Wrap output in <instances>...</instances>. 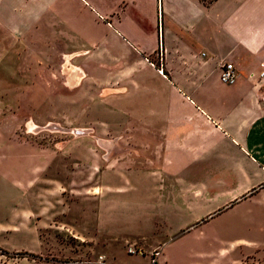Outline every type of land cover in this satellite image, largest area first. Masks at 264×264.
Masks as SVG:
<instances>
[{"label":"crops","instance_id":"0c3cea01","mask_svg":"<svg viewBox=\"0 0 264 264\" xmlns=\"http://www.w3.org/2000/svg\"><path fill=\"white\" fill-rule=\"evenodd\" d=\"M52 56L96 63V77L122 66L120 75H107V125L115 136L96 140L107 154L121 151L120 141L140 142V167L121 170L112 160L109 192L123 191L122 184L141 191L144 216L182 222V233L229 212L246 218L250 206L264 216V0H0V182L6 111L15 116L22 97L30 110L36 63ZM223 63L234 67L232 85L220 82ZM141 69L152 76H139ZM23 124L15 122L10 140L30 158L46 159L45 149L17 137ZM48 167L30 165L31 176L13 182L15 193L0 189V237L37 232L40 206L50 199L38 196L36 181ZM214 243L217 250L203 255L207 264H222L241 247L254 253L229 264H264V237L257 247L243 238Z\"/></svg>","mask_w":264,"mask_h":264},{"label":"rangeland","instance_id":"374dc122","mask_svg":"<svg viewBox=\"0 0 264 264\" xmlns=\"http://www.w3.org/2000/svg\"><path fill=\"white\" fill-rule=\"evenodd\" d=\"M116 51L119 57L124 54L129 57L124 51ZM64 57L38 59L35 90L31 87V96L27 98L30 110L22 97L21 110L14 111L15 116L6 111L3 150L7 157L0 189L15 193L13 182L31 176L30 165L40 166L47 161L49 167L38 172L36 186L38 196L50 201L40 206L37 232H33L34 226L29 228L32 236L0 237V264H159V254L161 264H207L209 261L203 255L210 257L209 253L217 250L214 243L217 240L231 242L243 238L254 242L256 247L262 243L264 216L258 218L254 211L257 207L250 206L252 212L246 218L239 211L229 212L182 233L179 232L182 222L163 223L144 216L141 191L122 184L123 191L109 192L107 178L112 160L116 161L115 165L120 164L121 170L140 167V142L120 141L122 150L107 154L98 146L102 140H96V137L110 140L115 136L107 125L108 104L113 105L105 101L110 88L107 75H120L122 66L112 72L103 69L102 75L96 77V63L71 62L69 56L63 62ZM150 62L157 65L153 58ZM63 70L77 71L79 78ZM139 76L151 77L152 71L141 69ZM100 83L103 84L96 86ZM118 104L125 106L126 98ZM17 121L24 123L17 137L45 149L46 159L30 158L28 150L13 144L9 137ZM30 121L36 126L30 124L31 130L27 127ZM46 124H54L58 129L40 131ZM129 150L134 151L130 152L134 161H130ZM33 203L34 200L31 209H36ZM130 247L135 249V254H128ZM254 249L238 248L222 264H229L241 254L254 253ZM260 250L262 255L263 247Z\"/></svg>","mask_w":264,"mask_h":264},{"label":"built area","instance_id":"2783aa9c","mask_svg":"<svg viewBox=\"0 0 264 264\" xmlns=\"http://www.w3.org/2000/svg\"><path fill=\"white\" fill-rule=\"evenodd\" d=\"M259 77L264 81V71L259 74ZM220 82L226 85H232L236 81V73L231 63H223L221 65ZM264 100V97H263ZM136 251L133 247L128 249V254H135Z\"/></svg>","mask_w":264,"mask_h":264},{"label":"water","instance_id":"95a60500","mask_svg":"<svg viewBox=\"0 0 264 264\" xmlns=\"http://www.w3.org/2000/svg\"><path fill=\"white\" fill-rule=\"evenodd\" d=\"M57 129H58V126L54 124H47L46 126L39 128L40 131H49V130H57ZM67 131L72 132V130H67ZM75 132L77 133L79 132L78 134L83 133L82 131H75Z\"/></svg>","mask_w":264,"mask_h":264}]
</instances>
